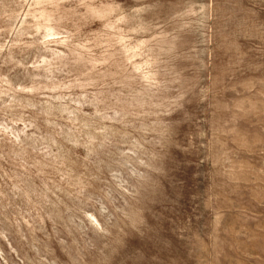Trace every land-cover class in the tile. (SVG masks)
I'll use <instances>...</instances> for the list:
<instances>
[{
  "label": "rangeland",
  "instance_id": "374dc122",
  "mask_svg": "<svg viewBox=\"0 0 264 264\" xmlns=\"http://www.w3.org/2000/svg\"><path fill=\"white\" fill-rule=\"evenodd\" d=\"M0 264H264V0H0Z\"/></svg>",
  "mask_w": 264,
  "mask_h": 264
}]
</instances>
